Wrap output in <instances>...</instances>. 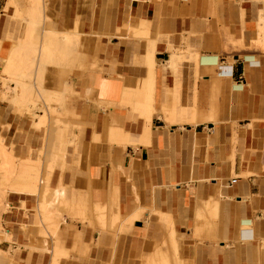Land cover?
I'll use <instances>...</instances> for the list:
<instances>
[{"label": "crops", "instance_id": "obj_1", "mask_svg": "<svg viewBox=\"0 0 264 264\" xmlns=\"http://www.w3.org/2000/svg\"><path fill=\"white\" fill-rule=\"evenodd\" d=\"M7 2L0 72L15 12L31 9ZM44 2L49 28L78 35L72 78L59 77L58 96L73 91L48 182L59 196L43 212L24 172L0 170L13 188L0 264H149L175 254L174 235L182 264H264V0ZM2 91L0 143L8 135L18 162L44 149V165L49 130L20 120Z\"/></svg>", "mask_w": 264, "mask_h": 264}, {"label": "rangeland", "instance_id": "obj_2", "mask_svg": "<svg viewBox=\"0 0 264 264\" xmlns=\"http://www.w3.org/2000/svg\"><path fill=\"white\" fill-rule=\"evenodd\" d=\"M24 1H26L27 4L31 7L30 12L28 13L15 12V17L16 18L19 17V19L23 22L22 28L18 35L17 42H15L13 44V47L11 48V52L9 56L3 59V65H4V61H6V59H8L10 55L16 54L14 56L16 57V61L18 60L16 63L17 68L11 73L10 72H8V74L2 73L3 75L1 76L2 77L5 76V77L4 79L0 78V89L3 90L1 92L2 99L7 100L9 102L13 111L15 112V114L20 120L33 119V122L37 120V123H35L36 127H39L41 125L45 126L44 129L46 133V139L48 138V130H49L50 139L52 140L53 138L52 142L54 144V152H53L54 156L51 161L47 160V162L44 165H42V161H41L40 166H39V171H38V176L42 177V179L45 180L44 182H49L51 181L53 170L60 163V156H59L60 152L59 151L57 152V148L55 147V142H56L55 138L57 137L58 132L64 126V122H63L64 119L69 118L71 115L68 109V105H69L70 96L73 94V91L69 87L68 89L62 88V93H60V95L58 96L59 91L61 90L59 87V77H61L63 79L62 81H64L66 84L67 83L69 84V80H71L72 78L71 76H69V74L75 68V66L73 67L75 62L71 59L73 57L71 55H73V52H74L72 48L77 47L78 41L75 42L74 44L72 43L71 45L69 44L67 45L66 42L62 41L64 40L63 36H68V35L71 36L70 35L71 33H69L68 31H67L68 33L66 31L60 32L56 29L49 28L48 24L51 22L52 18L49 15L48 8H46L45 12L43 11V5L45 3L44 2L45 0H24ZM47 32L49 33L51 32L52 34H57L56 36L58 37L57 38L58 42H56L55 45L52 46L51 48V52L53 55V63L56 64V65L54 64L53 65L56 68L54 72L53 71L50 72L52 75L49 73L50 76H48V80L46 81L47 83L44 82L43 79L42 80L38 79L40 81L39 83V81L35 78L37 74V66L39 67V64L37 62L40 63L43 60L42 56H44L45 54V48L48 47L45 45V42H44L45 33L49 34ZM39 57L41 59H39ZM1 72H3V68ZM51 76H53L54 79L50 78ZM50 79L51 80L53 79V82H54L53 85L51 84V82H49ZM16 84L18 85L27 84L32 87L33 96L31 95L30 97V100H29L30 103L29 102H27L28 104L18 103V105H16V103L12 101L13 99L12 94L14 92L13 89L14 87H16ZM17 89L19 90L21 88H17ZM39 90H42V91H39ZM58 97H61L60 100H58ZM125 98L126 97L124 95L123 99ZM56 116L61 118L62 121L55 119L54 117ZM43 119L45 120V124H40L39 121H42ZM49 121H50V125H49ZM68 126H69L68 129L70 130V132L73 133L71 136L72 141H73L71 142V145L75 146V148L77 149V146H76L77 136L74 135V131H73V128L75 126L71 124H68ZM54 131H55V134H54ZM1 138L3 140V143L8 145L7 147L9 149L11 150L15 149L16 145L13 142H9L8 135H6L5 137H3L2 135ZM51 147H52L51 144H49L48 149L50 150ZM29 153L23 156L27 157ZM66 153L68 152L66 151ZM25 165H26L25 160H23V163H19V166L17 168L16 179H19L18 178L19 175L22 174L23 169L26 168ZM6 183H9V182L2 179V176H0V213H1V210L4 208L3 204H1L2 197L6 196L8 192L13 191V188L6 186ZM55 196H59L58 191L56 192ZM0 221H1L0 231H2L3 225H2L1 217H0Z\"/></svg>", "mask_w": 264, "mask_h": 264}, {"label": "bare ground", "instance_id": "obj_3", "mask_svg": "<svg viewBox=\"0 0 264 264\" xmlns=\"http://www.w3.org/2000/svg\"><path fill=\"white\" fill-rule=\"evenodd\" d=\"M15 4V0H8V2H7V7L8 6H10V5H14ZM17 5V4H16ZM17 12V11H16ZM14 17V16H13ZM18 17V16H17ZM34 17V16H33ZM19 18V17H18ZM24 20V19H23ZM37 20V19H36ZM31 22V21H30ZM29 22V23H30ZM29 23H27V24H29ZM29 27H31V26H29ZM28 29V28H27ZM26 31V30H25ZM51 31V30H50ZM45 32H46V30H45ZM47 33H49V32H47ZM68 33V32H67ZM71 33V32H70ZM74 33V32H73ZM77 34V33H76ZM76 34H74V35H71V36H63V38H64V40H62V41H64V42H66V44L68 45H71L72 43L74 44L76 41H78V35H76ZM57 34H52L51 32L49 33V34H46L45 33V35H44V37H45V39H44V42H45V45L46 46H48L47 48H45V54H44V56H42L43 57V60L39 63V62H37L38 64H39V67L37 66V74H36V79L38 80V79H43V81L44 82H46L47 80H48V76H50L49 75V73L50 72H54L55 71V68L56 67H54V65H56V64H54L53 63V55H52V52H51V48H52V46H54L55 45V43L56 42H58V37L56 36ZM44 45V46H45ZM45 46V47H46ZM74 46V45H73ZM15 51H17V50H15ZM15 51H13V52H15ZM18 51H19V49H18ZM72 51V50H71ZM14 55H16V54H14ZM14 55H10V57L8 58V59H6V61H4V65L2 66V68H3V72H0V78H2V79H4V77H2L1 75H3L4 73H7L8 74V72H12V71H14L16 68H17V66H16V63H17V61H16V57L14 56ZM22 55V54H21ZM39 59H41L40 57H39ZM39 61V60H38ZM55 61V60H54ZM54 64V65H53ZM3 73V74H2ZM51 74V73H50ZM52 75V74H51ZM34 77V76H33ZM50 78H53L54 79V77L53 76H51ZM52 79V80H53ZM51 80V79H50ZM22 81V80H21ZM39 81V80H38ZM16 82V81H15ZM43 82V83H44ZM50 82V81H49ZM18 83V82H17ZM23 83V82H22ZM34 83V82H33ZM39 83H40V81H39ZM47 83V82H46ZM32 85V84H31ZM42 85V84H41ZM35 86V85H34ZM47 86V85H46ZM44 87V86H43ZM65 87V86H64ZM17 88H21V89H17ZM38 89V88H37ZM36 90V89H35ZM13 94H12V101H14L15 103H16V105H18V103H23V104H28L27 102H29V100H30V97H31V95L33 94V89H32V87L30 86V85H25V84H16V87H14V89H13ZM39 91H42V90H39ZM41 93V92H40ZM37 95V94H36ZM33 96V95H32ZM37 97V96H36ZM33 99V98H32ZM30 103V102H29ZM42 116V115H41ZM42 118V117H41ZM148 118H150V116H148ZM149 120V119H148ZM40 122V124H45V120L43 119L42 121H39ZM35 124V123H34ZM36 125V124H35ZM8 145H6V144H4L3 142H1L0 143V170L2 171V172H4L5 174H6V176L7 177H10L13 173H14V171H15V169L19 166V163H23V160H25L26 161V168L25 169H23V176H22V178H23V180H25V181H27V182H29V183H31L30 182V180L32 181V185H31V187L30 188H28V189H24L26 192H31V193H36V194H41V200H40V206H41V210L43 211V212H45L48 208L50 209V207H53V206H55L54 205V200H55V198H56V196L54 195L55 194V190H54V188H52L51 186H50V183H48V182H44L45 180H43L42 179V177H40V176H38V171H39V166H40V163H41V161L43 160V158H42V156H44V149H39V156H37V158L36 157H34V158H30V159H20V162H18L19 161V158H15L13 155H11L10 154V152L8 151V147H7ZM49 148V147H48ZM48 150V155H47V158H46V162H47V160H52L53 159V152H54V149L51 147V149L49 150V149H47ZM25 163V162H24ZM22 166H24V165H22ZM65 166V165H64ZM42 172V171H41ZM62 174V173H61ZM42 175V174H41ZM62 176V175H61ZM44 177V176H43ZM89 183V182H88ZM89 185V184H88ZM115 195V194H114ZM57 201H58V198L56 199ZM117 202V201H116ZM66 203V202H65ZM105 203V202H104ZM112 203H113V200H112ZM111 203V204H112ZM115 204H117V203H115L114 202V205ZM57 205V204H56ZM62 207V206H61ZM63 207H65V206H63ZM96 209V208H95ZM111 209V208H110ZM64 210V209H63ZM103 210H104V208H103ZM103 210L101 209V210H99V212H98V210H97V212L98 213H100V211L101 212H103ZM112 210V209H111ZM58 211V210H57ZM83 211V210H82ZM106 211V210H105ZM104 211V212H105ZM48 212V211H47ZM46 212V213H47ZM77 212H78V210H77ZM97 212H96V215H97ZM111 212V211H110ZM50 213V212H49ZM61 213V212H60ZM109 213V212H108ZM113 213H115V212H113ZM112 213V214H113ZM82 214H84L83 212H82ZM105 214H106V212H105ZM111 213H109V215H112ZM79 215V214H78ZM115 215V214H114ZM50 216V215H49ZM77 216V215H76ZM91 216V215H90ZM116 216V215H115ZM100 217H103V216H101L100 215ZM109 217V216H108ZM116 218H118V217H116ZM113 219V218H112ZM119 219V218H118ZM109 220H111V219H109ZM111 221H114V220H111ZM117 220L115 219V222H116ZM107 222V221H106ZM109 222V221H108ZM112 223H114V222H112ZM118 223V221L116 222V224ZM115 224V223H114ZM172 234H174V233H172ZM175 236V239H176V235H174ZM172 237V236H171ZM172 238H174V237H172ZM175 239H173L172 241H170L171 242V244H172V246L173 247H171V248H174V258H175V262H176V264H182L181 263V258H180V256H179V252H178V249H177V247H176V241H177V239L175 240ZM171 246V245H170ZM173 253V249H172V252H171V254ZM170 254V257L172 258L173 256ZM170 257H167V259H164V260H162V261H160V262H151V260H147V261H150L149 262V264H170V260H173L174 261V259H169ZM143 259V258H142ZM145 259V258H144ZM143 259V260H144ZM146 260V259H145ZM152 260H153V258H152ZM157 261H158V259H157ZM165 262H167V263H165ZM142 263V262H141ZM146 263V262H145ZM148 263V262H147ZM146 263V264H147ZM172 263V262H171ZM174 264V263H173Z\"/></svg>", "mask_w": 264, "mask_h": 264}]
</instances>
